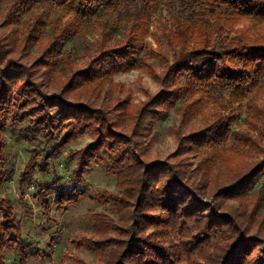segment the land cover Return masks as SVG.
Masks as SVG:
<instances>
[{
  "label": "trees",
  "instance_id": "trees-1",
  "mask_svg": "<svg viewBox=\"0 0 264 264\" xmlns=\"http://www.w3.org/2000/svg\"><path fill=\"white\" fill-rule=\"evenodd\" d=\"M40 1L50 3L46 11L57 7L80 20L100 12L120 11L118 17L128 27L124 40L115 47L98 51L82 79L86 83L107 74L149 68L140 54L151 48L146 41L150 12L158 7L159 0H18V6L8 12L11 23L17 24L27 9ZM180 1L182 9L171 17L170 29L162 33L174 52L161 80L166 91L153 98L149 107L134 113L131 135L117 131L99 109L63 105L58 97L49 98L29 81L33 76L29 70L8 59L9 51L1 44L0 133L6 126L25 124L24 135H37L47 152L55 154L74 136L92 130L94 142L80 153L79 169L72 174L71 188L55 190L56 208L64 211L67 206L76 207L86 194L82 187L83 170L91 166V161L106 162L108 172L116 177L118 191L99 194L93 200L111 204L124 229L122 239L117 241L101 239L86 243L88 250L99 254L102 264H178L183 256L187 258L195 253H201L207 264H264V251L253 247L254 236L227 215L212 211L206 220L190 190L195 172H201L202 177L210 176L221 160L231 166L222 159L227 150L241 156L234 149L236 144L228 145L231 137L238 144L242 140L243 147L259 148L248 136L232 128L241 117L247 96L264 87V29L252 32L264 22V0ZM243 22L252 29H238ZM72 36L62 29L49 43L44 51L48 56H43L50 58L51 66L59 65L61 47ZM23 77L26 80L22 81ZM188 99H193L191 104L180 106L185 121L204 109L214 108L213 121L208 126L179 141L186 152L201 155L200 164L192 170L181 163L146 162V148L137 139L145 140L157 120ZM244 121L254 131L260 129L259 134L264 137V106L250 103ZM62 130L66 131L60 137ZM2 140L0 134V162ZM263 172L264 158L255 168L230 179L231 183L222 192L253 187ZM0 213V264H6L5 249L12 245L19 255L23 254V238L10 200H0ZM104 228L107 232L115 226L109 223ZM147 230H152L154 243L137 237Z\"/></svg>",
  "mask_w": 264,
  "mask_h": 264
},
{
  "label": "rangeland",
  "instance_id": "rangeland-1",
  "mask_svg": "<svg viewBox=\"0 0 264 264\" xmlns=\"http://www.w3.org/2000/svg\"><path fill=\"white\" fill-rule=\"evenodd\" d=\"M158 3V7L150 12L146 41L151 48L140 54L149 67L143 70L107 74L92 83L82 80L98 51L115 47L124 40L128 27L118 17L120 11L100 12L80 20L53 5L50 11H46L50 3L40 1L27 9L14 25L8 12L18 6V0H0V44L9 51L8 59L29 70L33 75L29 81L37 84L49 98L58 97L63 105L99 109L117 131L131 135L134 113L149 107L148 103L153 98L165 93L161 80L174 58V52L164 41L162 33L170 29L171 17L182 9V4L180 0H159ZM237 28L252 29V26L243 22ZM62 29L73 36L61 47V62L54 67L50 65V58L43 55L48 56L44 51ZM263 29L264 22L252 32ZM192 101L188 99L168 110L165 118L154 123L145 140L137 139L146 148V162L181 163L188 169L197 168L201 155L186 152L179 141L208 126L213 121L211 114L214 108L204 109L201 114L185 121L180 106H187ZM250 103L264 106V87L247 96L241 117L232 131L248 136L259 148L243 147L242 140L238 144L231 137L228 145L236 144L234 149H238L241 156L227 150L222 159L229 161L232 167L224 165L226 163L221 160L218 167L211 170L210 176L202 177L201 172H195L190 180L194 186L190 190L206 220L210 219L212 211L227 215L242 230L254 236L256 251H264V172L253 187L244 191L243 188H230L228 192H222L231 183L230 179L255 168L264 158V137L259 134L260 129L254 131L244 121ZM24 126H6L0 133L4 143L1 148L3 160L0 162V200H10L23 238V254L19 255L12 245L5 249L6 264H20L22 257V264H102L99 254L88 250L86 243L101 239L117 241L122 239L124 229L111 204L93 200L99 194L118 191L116 177L108 172L106 162L91 161V166L83 170L85 184L82 187L86 194L76 207L67 206L64 211L56 208L55 190L71 188L72 174L79 169L80 153L94 142L92 130L74 136L53 154L47 152L37 135L25 136ZM65 131H61L60 137ZM109 223H113L115 228L106 232L104 226ZM151 233L152 230H147L137 237L154 243ZM178 264H207V261L201 253H195L187 258L183 256Z\"/></svg>",
  "mask_w": 264,
  "mask_h": 264
}]
</instances>
